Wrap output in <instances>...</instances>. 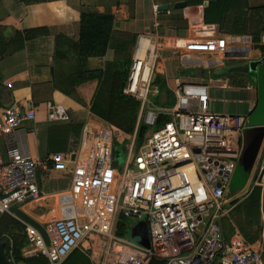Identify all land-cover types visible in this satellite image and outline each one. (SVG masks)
<instances>
[{
  "label": "built area",
  "instance_id": "2783aa9c",
  "mask_svg": "<svg viewBox=\"0 0 264 264\" xmlns=\"http://www.w3.org/2000/svg\"><path fill=\"white\" fill-rule=\"evenodd\" d=\"M159 60L158 38L151 32L137 36L123 94L140 103L139 112L146 111L143 123L155 129L139 150L134 143L128 146L122 171L113 168V136L107 128H101L94 147L104 155L97 158L94 175L92 159L82 157L84 150L79 151L74 138L66 154L35 161L26 148L24 128L36 120L32 104L13 103L0 113V216H14V210L42 199L43 175L76 166L77 185L58 203L71 206L60 218L45 222L41 229L21 220L24 259L45 257L48 264H62L80 250L92 264H264L261 253L242 238L227 241L222 225L231 208L229 190L239 166L246 119L212 112L210 87L204 84L178 83L174 106H154L151 100L157 88L152 78ZM161 117L168 120L157 127ZM60 119H65L64 112L49 110L50 122ZM105 132L110 138L104 137ZM254 171L251 192L261 189L264 235V150ZM107 172L112 177L106 179ZM91 178L98 186L95 190H88ZM111 184L113 193L108 190ZM122 219L145 220L148 247H134L116 234ZM4 238L8 262L20 264L13 239Z\"/></svg>",
  "mask_w": 264,
  "mask_h": 264
},
{
  "label": "crops",
  "instance_id": "0c3cea01",
  "mask_svg": "<svg viewBox=\"0 0 264 264\" xmlns=\"http://www.w3.org/2000/svg\"><path fill=\"white\" fill-rule=\"evenodd\" d=\"M209 1L212 0H44L42 3L27 4L25 0H0V34L3 40L8 43L18 31L47 27L53 31V34H63L70 40L78 42L80 40L79 19L84 14L113 17L115 33L116 31L123 34L132 32V27L136 29L134 30L136 38L149 32L157 37L159 29L156 32L155 28L159 26L176 29L177 49L174 54L178 55L179 63L177 69H179V64L184 68H193L188 69L190 70L189 73L193 75L188 76V72L185 71L180 76L178 75L176 79H171L167 82L171 89L167 86V83L166 87L174 95V90L178 83L182 85H201L203 84L202 80L208 78L213 83L212 86H209L212 99L211 111L221 114L239 115L244 117L247 122V118L251 119L253 114L260 111L262 107L259 97L261 94V83L264 82V67H260L258 70L259 79L257 76L254 77L253 74L245 76L225 73L224 75L221 70L246 62H233L232 59L239 58L236 57L238 54H246L249 57L248 61L260 60L264 56L260 51H254L256 56H250V50L246 51L242 42L233 43L229 37H225L219 31L217 26L206 25L204 23V8ZM180 4H186V7H176V5ZM249 4L252 8L262 7L264 6V0H249ZM163 5L169 6L168 11L158 13L157 8ZM53 34L27 42L23 50L13 55L0 56V84L4 87L0 92V113L13 103L32 104L36 108L37 117L35 122L24 124V128L28 130L26 148L36 161L42 160L50 154H66L68 152L71 139L73 138V128L69 124L70 118L82 120L86 110L90 109L93 98L99 88L97 80L87 82L76 88L79 97L86 104V109L75 110L66 106L64 102H67L68 98L56 90L54 85L57 66L54 60L55 36ZM226 45H230L229 48ZM212 49L214 51L218 49V52L213 51L212 57L203 61L205 59L203 55L206 52H211ZM224 51L227 56L222 60ZM179 54L182 55L180 58ZM114 60L115 50L109 49L105 57L89 59L86 62V69L90 71L103 70L107 74L108 67L113 68ZM207 60L209 62L207 64L209 70L206 69L205 62ZM161 61L162 57L160 56L159 65ZM220 74L223 75L220 76ZM159 76L166 81L161 74ZM156 88L154 89L155 97L159 96V87ZM52 108L59 113L64 112L65 119L50 122L48 120V112ZM259 118L254 124L246 126L243 131V141L248 130L254 127H264V119H262L264 117ZM119 133L122 134L121 132ZM86 138L87 142H92V136H86ZM50 142L57 144L61 150H47L46 146ZM85 150L88 154L94 151L91 170L95 175V154L100 151L94 147L90 149L89 146H86ZM263 150L264 141L260 148L258 159ZM1 151H4L3 147H1ZM255 173L254 171L252 177H254ZM108 177L110 175H105L106 179ZM92 178L90 179L88 190H95L98 187ZM50 180L47 182H50ZM108 190L113 193L114 186L111 184ZM43 193H45L44 190ZM55 193L47 192L45 197L23 206L22 209L41 222L57 220L61 217L62 212L68 210L71 204L62 203L57 208L55 206L52 207L51 200H53V196H59ZM103 194L108 196V198L111 196L109 192ZM228 208H230V205ZM233 215L234 212L230 208L228 216L222 221L226 240L229 241L233 237L238 236L259 251L263 257L264 237L261 243L259 242L255 245L247 242L238 230H234L237 218L236 216L233 217ZM225 219H230L233 225V233L228 239L226 236L231 233V229L227 227L228 224L226 223L228 222ZM240 219L246 222L247 215H241ZM261 220L260 196V214H257V219L254 221L255 225L258 224L261 227ZM7 250L6 246L5 255Z\"/></svg>",
  "mask_w": 264,
  "mask_h": 264
},
{
  "label": "trees",
  "instance_id": "16d2710c",
  "mask_svg": "<svg viewBox=\"0 0 264 264\" xmlns=\"http://www.w3.org/2000/svg\"><path fill=\"white\" fill-rule=\"evenodd\" d=\"M25 2L33 4L42 3L44 0H25ZM79 20L80 40L78 42L70 40L63 34H53V31L47 27L18 31L8 43L3 40L0 34V56L13 55L23 50L27 42L53 34L55 36L54 60L57 66L54 85L56 90L68 98V101L64 102L66 106L75 110L86 109V104L79 97L76 88L87 82L97 80L99 88L91 104V114L102 125L111 127L124 135H132L136 127L140 103L132 97L125 96L123 89L131 65L129 49L134 45L135 38L129 34H116L113 29L114 20L110 16L84 14ZM204 23L217 26L219 31L227 36H251L254 43L258 44L261 43L264 35V6L252 8L249 0H212L205 5ZM231 41L233 43L239 42V40L234 41L232 39ZM243 45L249 46V44ZM258 48L264 53V45L258 46ZM109 49L115 50V60L113 68L109 73L107 72L108 74H105L103 70L90 71L86 69V62L89 59L103 58ZM249 54L256 56L252 50ZM226 56L224 51L222 60ZM205 60L206 58L203 59V61ZM152 82L153 85L159 87V96L156 98L157 106H174L176 99L173 92L166 87V81L155 75ZM3 88L0 84V92ZM167 120L168 118L161 117L157 127L162 126ZM148 127L144 123L141 124L138 131L139 138H144ZM87 137L90 136L87 135ZM104 137L110 138V133L105 132ZM100 156L104 158L103 152L95 154L96 163ZM117 157L114 161L121 164L122 161ZM107 173L110 175L109 172ZM260 196V190H258L252 197L253 207L256 206ZM22 221L10 214L0 216V244H6L8 249V241L4 236H10L14 242L16 260L20 264H48L45 257L31 259L22 257V249L26 245L25 225ZM119 226L118 232L121 234L123 229L121 225ZM230 232L226 236L227 239L233 233V229ZM62 264H92V261L82 251L75 250Z\"/></svg>",
  "mask_w": 264,
  "mask_h": 264
},
{
  "label": "rangeland",
  "instance_id": "374dc122",
  "mask_svg": "<svg viewBox=\"0 0 264 264\" xmlns=\"http://www.w3.org/2000/svg\"><path fill=\"white\" fill-rule=\"evenodd\" d=\"M120 26H119V28H120ZM131 29L133 30L132 32H128V33L125 32V34H129V35H131V37L136 38V34L134 33V30H136V29H134L132 27H131ZM155 29H156V32L159 29V31L157 32L158 33L157 37L159 38L158 39L159 40V50H160V56L162 57V61L159 65V62H160V60H159V62H158L159 66L157 65L156 70L153 73V76H155V75L159 76L161 74L166 79V83H167L171 79H176L178 77V75L180 76L183 72L185 73V71L188 72L187 73L188 76L193 75V74L189 73L190 70H188V69H193V68H190V67L184 68V67H181L179 64V69H177L178 63H179L178 59H177L178 55L174 54V51L177 49V44H176L177 32H176V29L174 30L173 28L160 27V26L158 28H155ZM137 30H139V28H137ZM116 34H123V33H121V32L118 33V31H116ZM225 37H228V36L225 35ZM249 37L251 38L250 42H242V44H249V46H247V47L245 45H243L244 49L246 51H248V50L260 51L264 56V53L258 48V46L264 45V44H262V41H261V43L256 44L253 41V37H251V36H249ZM224 38H222V39H224ZM239 42H241V41H239ZM229 46L230 45H226V47H228V48H229ZM132 49H133V45L129 49L130 56H132V52H133ZM213 51H214V49H212L211 52H206L203 55L204 58L210 59L212 57L211 55H212ZM215 51L218 52V49H216ZM181 56L182 55L179 54V58ZM247 59H249V57H247ZM232 61L238 62V61H244V59L243 58H234V59H232ZM205 63H206V69L209 70V68H207V66H208L207 64L209 63L208 60ZM108 68L109 69L107 70V72L109 73L111 70V67L109 66ZM253 75H254V77L257 76V78L259 79L257 73H254ZM152 81H153V78H152ZM202 81H203V84L208 85V86H212V84H213V83H211V81L208 78L203 79ZM261 82H262V80H261ZM167 86L169 87V83H167ZM155 87H157V86H155ZM169 88L171 89V87H169ZM260 89H261V94H260L259 98H260V104L262 105V107L260 108V111H258V112L255 111L256 113L253 114L251 119L247 118L246 126L254 124L255 121H257V118L262 117V116L264 117V82L261 83ZM157 96L156 97L153 96V99L151 100V103L156 107H157V104H156ZM90 108H91V106H90ZM145 113H146V111L143 114H141L139 112L134 133L132 135H129V136L120 134L115 129L108 127V126H104L101 123H99L97 120H95L94 116L91 114L90 109L86 110L81 121L78 120L77 118H70L69 124H71V127L73 128V138L76 140V142L79 145L78 146L79 151L81 152L84 150L82 152V154L84 156L82 155V157L83 158L88 157L89 159H93V157H94L93 152L89 153V154H88V152H85L86 146H89V148L90 147H97L96 142H97V137L100 133L99 131L101 130V128H107L112 132V136H113L112 137L113 152H114L113 158H112L113 159L112 160L113 168L117 169L119 171H122V169L124 167L123 162H124V160H126L128 158V146L134 143V149L139 150L141 147H143L146 144V140H147L148 136L155 129V128H152L149 126L147 129V132L144 135V138H139L138 131L140 129L141 124L143 123L142 116H144ZM262 119H264V118H262ZM89 127H90V130H89ZM87 135H89L90 137L91 136L93 137L92 143L87 142V140H86ZM46 148H47V150H50V151L51 150H61L60 147L57 144H55L54 142L48 143ZM116 150H118V152H119L117 159L122 161L121 164L119 162L114 161V159L116 158ZM85 156H87V157H85ZM90 172H92V170ZM50 177L51 176L43 175V181L41 183V187H43L45 195L47 192L48 193H50V192L55 193L56 192L55 194L59 195V196H53V200H51V206L52 207L55 206L57 208V207L61 206V204H58L60 198L65 197L66 195H68V196L71 195V192L73 191L74 187L77 185L75 182L76 166L70 167V169L67 170L66 172L57 173L53 177H51V178ZM54 178H57V179H54ZM49 180H50V182H47ZM252 188H253V186H252L251 180L250 179L247 180L246 177L244 176V174L239 169H237L235 171L233 177H232L230 190H229V196L232 199V202L230 203V207H231V210H233V212H234L233 217L236 216V218H237V220L234 224V226H235L234 230L235 229L238 230L247 242H249L252 245H255L259 242L261 243V240L263 239L264 235H263V231H262V228L260 227V225H258V224L255 225V222H254L257 219V214H260V199L257 201L256 206H254V207H253L254 202H252L253 201L252 197L254 196V194L256 192H258V190H260V194H261V189L256 188L254 192H251ZM45 195H44V197H45ZM235 198H238V199L235 200ZM51 206H49V207H51ZM13 214L15 217H17L20 220L32 223L38 229H41L42 225H44V223H45V222H41V221L37 220L36 218H33L32 216L27 214L24 211V209H22V208L20 210H16ZM42 214H44V213H42ZM243 214H244V216L247 215L246 222H244L243 219H240V216ZM51 221L46 220V222H51ZM225 221L228 222V223H226V224H228L227 227L228 228L230 227V229H233V225H232L230 219H225ZM140 224L146 229V232H147V224H146L145 220L138 221L137 223H135L132 220H123L122 219L121 221H119V225L122 226L123 231H121V234H119V232H117L116 234L129 239L130 244L133 245L134 247H141L140 244L134 238L131 237L132 229H134V227H136ZM119 227H118V231H119ZM225 231H226V229H225ZM147 236H148V232H147Z\"/></svg>",
  "mask_w": 264,
  "mask_h": 264
},
{
  "label": "water",
  "instance_id": "95a60500",
  "mask_svg": "<svg viewBox=\"0 0 264 264\" xmlns=\"http://www.w3.org/2000/svg\"><path fill=\"white\" fill-rule=\"evenodd\" d=\"M176 7H186V4L176 5ZM169 9L168 5H163L157 8L158 13H165ZM232 40H239L241 42H250L251 38L249 36H228ZM236 57L243 58V63L233 65L229 68L228 73L226 70L222 69L224 75H245L249 76L251 74L257 73L260 67H264V57L256 61H248L246 54H238ZM223 74H220L222 76ZM264 141V127H254L247 131L244 137V144L239 159L238 169L244 174L247 180H251L252 174L256 167L259 151ZM119 153L116 152V156ZM72 159H75V155L72 156ZM14 217V216H13ZM16 218V217H15ZM131 237L134 238L139 244L148 247L149 238L147 236L146 229L140 224L131 231ZM6 244H0V264H10L5 255Z\"/></svg>",
  "mask_w": 264,
  "mask_h": 264
},
{
  "label": "flooded vegetation",
  "instance_id": "af4514ba",
  "mask_svg": "<svg viewBox=\"0 0 264 264\" xmlns=\"http://www.w3.org/2000/svg\"><path fill=\"white\" fill-rule=\"evenodd\" d=\"M229 69L226 70V72L228 73Z\"/></svg>",
  "mask_w": 264,
  "mask_h": 264
},
{
  "label": "bare ground",
  "instance_id": "6f19581e",
  "mask_svg": "<svg viewBox=\"0 0 264 264\" xmlns=\"http://www.w3.org/2000/svg\"><path fill=\"white\" fill-rule=\"evenodd\" d=\"M200 29V28H199ZM75 169V168H74ZM81 222L79 221V224H80Z\"/></svg>",
  "mask_w": 264,
  "mask_h": 264
}]
</instances>
